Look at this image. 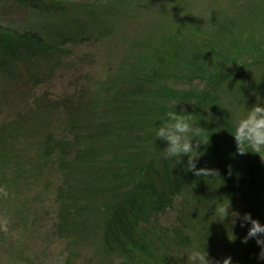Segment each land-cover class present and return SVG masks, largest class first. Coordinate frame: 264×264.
Here are the masks:
<instances>
[{"label": "rangeland", "instance_id": "374dc122", "mask_svg": "<svg viewBox=\"0 0 264 264\" xmlns=\"http://www.w3.org/2000/svg\"><path fill=\"white\" fill-rule=\"evenodd\" d=\"M69 1L81 9L103 4L91 7L94 15L84 19L89 24L95 20L106 22L110 26L107 36L102 37V41L66 45L60 55L15 61L10 67L13 69L10 76L0 72V144L16 157L11 158L9 164L0 162V187L6 186L9 193L7 199L0 196V217L6 216L9 220L8 231L0 230V264H188L187 256L194 248L207 251V258L220 264L228 257H231L232 264H264L259 258L253 263L247 262L241 255L243 249L262 250L256 238L242 243L251 224L241 227L242 223L237 219L235 226L230 228L231 218L223 222L214 214L215 210L212 213L194 210L197 199L193 192L177 196L172 206L163 212L144 207L138 218L132 221V237L124 238L122 246L110 248L104 242L105 227L110 220L107 203L98 200L92 206L91 199L95 198L91 191L82 197L81 207L72 208L63 218L60 207L64 201H58L66 197L64 187L59 186L63 180L62 171L40 156V143L46 139V134L59 140L66 132L67 124L62 111L43 106L42 97L48 96V102L53 104L83 86L92 90L98 104L103 102L106 95L113 93L116 87L112 88L113 85L134 74L131 71L147 68L140 61L157 46H162L159 43L163 35H169L170 16L162 15V12L170 11L174 5L184 14L180 15L181 26L186 16L196 28L181 27L177 43L172 40L168 50L180 44L174 50L187 53L201 45L202 40L204 43L208 40V45L204 44L208 51L227 40L230 33L232 39L247 37L255 41L253 43L259 46L254 44L258 50L256 57L264 60L261 57L264 56V0L258 3L262 7L261 13L252 9L253 3L258 2L255 0H136L129 4L118 0ZM70 16L68 12L66 16L50 19V23L67 22ZM0 19L4 24L7 22L18 28L28 23L49 22L44 15L27 14L22 7L0 8ZM98 24L102 25L101 21ZM214 32L220 36H213ZM251 62L234 77V81L246 89L239 98L222 93L216 107L199 110L188 101L172 99L164 104L182 115L191 114L196 126L208 130L211 125L215 134L210 135V141L222 145L221 148L235 149L233 137L229 142L223 138V118L236 129L246 110L257 104L258 96V103L264 106V62ZM134 66L135 69L131 70ZM164 71L160 86L175 91L194 90L197 86L199 90L203 89L198 80L172 78L171 75L178 71L176 61L169 63ZM31 74L37 76L36 85L30 81ZM255 83L257 88L252 85ZM194 110L200 114H194ZM259 158L264 166V161ZM217 180L215 178L211 183ZM216 184L210 190L214 200L219 198ZM241 201L230 203L231 210L240 215L253 214V209L257 212L256 207H251V200ZM221 204L229 202L216 201V207ZM261 210L264 212V208ZM24 211L27 218L21 222L19 218ZM258 221L260 224L264 221V214ZM228 231L229 235L233 232L234 241H229ZM258 238L264 239V235Z\"/></svg>", "mask_w": 264, "mask_h": 264}, {"label": "trees", "instance_id": "16d2710c", "mask_svg": "<svg viewBox=\"0 0 264 264\" xmlns=\"http://www.w3.org/2000/svg\"><path fill=\"white\" fill-rule=\"evenodd\" d=\"M118 1L129 4L136 0ZM255 1L258 2L253 3L252 9L261 13L262 7L258 5L261 0ZM102 5L98 3L91 7L93 9ZM74 6L76 7L69 0H0V8L22 7L27 10V14L44 15L49 21L28 23L25 27L18 28L6 21L4 24L0 19V72L10 76L13 74L10 67L15 61L60 55L64 52V46L69 44L82 45L90 40L102 41V37L107 36L110 31V26L102 20V25L97 20L89 24L84 17L94 15L91 7L81 9ZM179 10L181 9L174 5L170 11L162 12V15L170 16L169 35H163L159 43L162 46H157L140 61L147 68L135 69L134 66L131 69H135L131 71L134 74L113 85L112 88L116 86L113 93L106 95L100 104L96 101V95H92V90L83 86L77 88L73 95L65 96L53 104L48 102V96L41 99L45 108L62 111L67 123L66 132H63L61 139L56 140L46 134V139L40 143L41 158L53 162L62 171L63 180L59 186L64 187L66 197L58 199L59 202L64 201L61 202L60 213L66 218L72 208L82 206V197L93 191L95 200L91 199L92 206L98 200L107 203L110 220L105 227L104 242L110 248L123 244L124 238L132 237V221L138 218V213L144 207L154 212H163L172 206L177 196L191 192L197 199L194 210L212 213L216 201L236 204L241 199V202L251 200V207L257 208V212L252 210V218L261 220V214H264L261 210L264 208V166L259 156L251 153V149H247L249 153L246 155H240L237 147L221 148L222 145L212 143L210 135L215 134V128L210 125V129H205L198 138L202 145L208 139L209 141L199 150L201 155L196 165L197 170L215 169L218 175L198 177L187 171V157H183L180 164H175V158H166L163 151L168 146L167 142L158 140L156 136L165 114L174 111L166 107L165 102L172 99L188 101L194 104V109L199 110L203 107H216L222 93L239 98L246 89L235 82L234 77L241 74L251 60V64L264 62L256 57L258 50L255 45L259 46L253 43L255 41L247 37L243 40L232 39L230 33L226 43L223 41L208 51L204 46L208 45V40L205 43L202 40L201 45L187 53L174 50L180 44L168 50L172 40L177 43L181 27L184 28L185 25L194 30L196 28L186 16L181 26L180 15L184 14ZM68 12L71 16L67 22L50 23V19L66 16ZM218 34L214 32L212 35L220 36ZM172 61H176L178 67L177 73L171 75L172 78L191 82L198 80L203 89L199 90L197 86L194 90L175 91L174 88L160 86L161 74L163 75L164 68ZM140 73L141 76H138ZM36 77L31 74L30 81L33 80L34 85L38 83ZM252 85L258 87L256 83ZM224 86L227 88H223ZM193 112L200 114L197 110ZM222 121L223 134L225 133L223 138L229 142L235 128L225 118ZM0 146L3 147V144ZM11 158L16 159L11 150L4 147L0 149L2 164H9ZM215 178L218 179L217 184H212ZM215 184L219 194L216 200L210 191ZM190 214L192 215V211ZM243 216L241 214L237 222L248 226V222L243 221ZM26 218L27 213L24 211L19 221ZM242 252L243 258L250 263L257 261L260 254L256 248H248L246 251L243 249Z\"/></svg>", "mask_w": 264, "mask_h": 264}, {"label": "clouds", "instance_id": "9594fccd", "mask_svg": "<svg viewBox=\"0 0 264 264\" xmlns=\"http://www.w3.org/2000/svg\"><path fill=\"white\" fill-rule=\"evenodd\" d=\"M259 96L257 104L250 110H246V115L239 119L234 134L238 154L246 155L249 153L247 149H251V153L257 154L264 161V106L261 103ZM183 113V109L181 110ZM206 130L193 123L191 114H177L176 111H170L165 114V119L156 131L158 140L167 142V148L163 151L166 158H175V164L182 163V158L187 157V171L193 172L194 175L200 176H216L218 171L215 169H199L197 170L196 161L199 159L201 152L199 151L202 143L198 139ZM209 141V139H208ZM208 141L203 143L207 145ZM0 196L7 199L9 193L7 187H0ZM215 215L222 218L223 222L231 218L230 228L235 226L236 220L240 218V214L231 210V204L218 205L215 207ZM243 221L251 224L247 236L242 240V243H247L249 239L256 238V243L261 246L259 259L264 260V239L258 237L264 235V226L258 220H254L251 214H244ZM9 220L6 216L0 217V230L8 231ZM244 224H241L243 227ZM229 241H234L236 237L231 231ZM207 251L192 249L187 256L188 264H220L219 261H213L207 258ZM223 264H232L231 257L223 260Z\"/></svg>", "mask_w": 264, "mask_h": 264}]
</instances>
